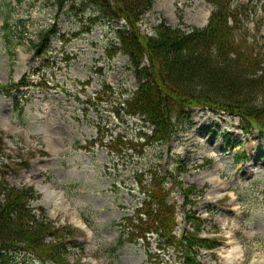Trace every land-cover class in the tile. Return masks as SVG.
<instances>
[{
    "label": "rangeland",
    "instance_id": "rangeland-1",
    "mask_svg": "<svg viewBox=\"0 0 264 264\" xmlns=\"http://www.w3.org/2000/svg\"><path fill=\"white\" fill-rule=\"evenodd\" d=\"M259 7L264 11V3ZM211 13L204 0H154L139 28L154 36L167 22L190 32L205 28ZM95 16L71 4L61 9L59 0H0V85L22 78L31 83L11 97L0 95V130L8 150L18 164L31 165L10 172L9 186L32 187L38 196L32 209H44L57 227L77 229L83 251L71 250L72 262L181 264L159 254L154 238L153 260L142 242L117 247L118 223L144 198L139 180L147 183L151 172L179 175L186 188L195 186L196 205L179 207L178 233L190 229L185 213L192 211L206 219L202 235L222 244L212 252L200 250L201 264H264V134L244 133L238 118L196 109L190 125L179 127L169 143L145 147L143 155L138 148L136 154L114 157L93 145L99 128L106 141L121 136L138 145L140 132L151 133L138 118L118 116L109 104L138 85L127 57L110 58L124 23ZM250 27L264 43V20ZM51 29L57 34L50 37V49L37 57L34 45ZM106 86L115 93L106 94ZM172 196L183 204L178 188ZM27 258L18 255L12 262L33 264Z\"/></svg>",
    "mask_w": 264,
    "mask_h": 264
},
{
    "label": "trees",
    "instance_id": "trees-1",
    "mask_svg": "<svg viewBox=\"0 0 264 264\" xmlns=\"http://www.w3.org/2000/svg\"><path fill=\"white\" fill-rule=\"evenodd\" d=\"M204 1L212 7L205 28L186 32L162 22L154 29L155 35L149 36L139 24L153 8L154 0H59L61 9L71 4L82 12L92 10L97 20L124 23L116 32L118 42L113 44L110 58L119 54L127 57L138 86L109 104L118 116L123 113L138 118L143 127L151 128V133L140 132L139 145L121 136L106 141L99 128L93 145L99 143L114 157L127 155L130 150L136 154L138 148L137 154L143 155L145 147L169 143L179 127L190 125L196 109L238 117L244 132L264 134V43L254 37L255 27H250L255 21L262 25L264 14L260 15L263 9L259 5L264 0ZM56 34L51 29L40 35V43L34 45L37 57L50 49V37ZM30 84L23 78L10 81L0 85V95L11 97ZM105 89L106 94L113 91L107 86ZM124 95L127 98L123 99ZM7 138L0 130V264H14L12 260L18 255L29 257L33 264H82L80 259L72 262L68 257L71 250L83 251L77 229L55 226L44 209L31 208L30 203L38 198L32 187L17 189L6 181L10 172L31 167L26 160L17 163L18 157L5 143ZM150 175L147 183L138 182L143 201L132 216L118 223L121 237L117 247L142 242L153 260L154 238L159 254L170 255L181 264H201L199 250L211 251L220 243L202 235L206 220L192 211L185 213L190 229L178 233L179 207L185 210L196 205L195 186L186 188L179 175L172 173L170 177L157 172ZM175 188L182 195L181 206L172 196Z\"/></svg>",
    "mask_w": 264,
    "mask_h": 264
},
{
    "label": "bare ground",
    "instance_id": "bare-ground-1",
    "mask_svg": "<svg viewBox=\"0 0 264 264\" xmlns=\"http://www.w3.org/2000/svg\"><path fill=\"white\" fill-rule=\"evenodd\" d=\"M194 120H195V122H197V121H198V119H197L196 115H195V118H194Z\"/></svg>",
    "mask_w": 264,
    "mask_h": 264
}]
</instances>
